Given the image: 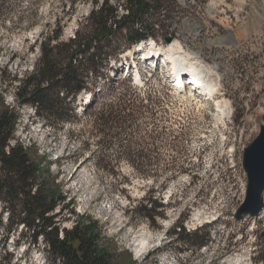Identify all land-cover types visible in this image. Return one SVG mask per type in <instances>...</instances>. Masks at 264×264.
Instances as JSON below:
<instances>
[{
	"label": "rangeland",
	"instance_id": "rangeland-1",
	"mask_svg": "<svg viewBox=\"0 0 264 264\" xmlns=\"http://www.w3.org/2000/svg\"><path fill=\"white\" fill-rule=\"evenodd\" d=\"M172 3L169 22L158 31L157 40L148 39L141 51L133 46L115 67L126 72L136 64L148 77L144 71L152 70L155 61L144 58L151 55L149 52H157L153 56H162L156 61V76L151 80L162 79L171 86L173 66L188 67L187 61L174 65L164 57L178 55L170 48L176 42L183 58H194L203 67L198 68L202 79L210 80L216 91L209 95L185 87L162 94L167 109L166 138L168 143L178 141L177 148L172 150L161 143L157 154L144 158L159 164L173 159L188 164L190 171L173 180H167L169 174L165 173L158 178H142L128 165V160L137 158L121 154L123 150L115 146L109 160L125 175L112 178L95 173L90 162L84 163V156L75 154L78 144L75 138L69 140L68 127L56 133L34 115L30 106H17L13 78L22 79L32 72L39 57L38 44L57 22L63 40L73 36L92 10L89 0H7L14 10L0 19V71L6 73L4 83H11L4 94L5 102L20 115L14 140L37 148L43 159L40 169L43 171L50 162L49 174L57 176L61 195L74 203L75 212L99 221L104 235L127 251L135 264H254L264 257V236L260 237L264 234V207L257 217L241 221L234 219V213L244 200L247 185L243 150L257 137L264 115V0ZM165 38H171V43ZM137 75L132 80L141 84ZM82 98L80 95L74 104L77 113L82 110ZM73 129L77 131V125ZM137 137L134 135L133 142H138ZM145 153L148 155L146 149ZM142 198L148 207L155 199L164 205L158 210L163 211V217L157 218L155 226L130 214ZM72 221L60 222L61 228H69ZM179 222L186 232L215 223L210 243L199 251L186 250L174 234ZM119 261L128 264L124 255ZM0 264L48 263L42 246H29L18 233L3 236L0 229Z\"/></svg>",
	"mask_w": 264,
	"mask_h": 264
},
{
	"label": "trees",
	"instance_id": "trees-1",
	"mask_svg": "<svg viewBox=\"0 0 264 264\" xmlns=\"http://www.w3.org/2000/svg\"><path fill=\"white\" fill-rule=\"evenodd\" d=\"M89 1L92 10L71 38L62 39L59 22L56 28L45 33L38 44L39 57L32 72L22 79L13 78L17 83L13 98L18 107L30 106L34 115L56 133L64 127L72 130H68L69 140L75 138L78 144L75 154L79 153L78 158L84 156V163L90 162L95 173L112 178L122 175L119 165L109 160L116 146L123 150L121 154L137 158L128 160V165L140 177L158 178L165 173L169 174L167 180L176 179L179 174L190 171L188 164L176 163L173 159L163 164L144 161L146 156L157 154L161 143L172 150L177 148L178 141L168 143L165 133L167 109L162 94H167L171 86L162 79L152 82L157 67L144 71L148 77L138 70L141 84L134 83L129 73L115 67L134 45L145 44L148 39L157 40L158 31L169 22L172 0H121L122 3L116 4L109 0ZM13 10L7 0H0V19L7 18ZM5 75L0 71V229L3 236L18 233L29 246H42L48 264H123L119 261L123 255L128 264H135L127 251L120 250L104 235L99 221L75 212L74 203L61 195L57 176L49 174L50 162L43 171L40 169L43 159L37 154V148L14 140L20 115L5 102L4 94L11 88V83H4ZM80 95H90V99L77 113L74 104ZM76 125L77 131L73 129ZM134 135L138 136V142H133ZM91 145L95 146L94 150L90 149ZM150 202L148 207L142 198L129 211L137 220L144 219L155 226L157 218L163 217V211L158 210L164 205L159 199ZM71 218L70 227L61 228L60 222ZM181 224H176L174 234L186 250L199 251L210 243L215 223L188 232ZM254 264H264V257L254 260Z\"/></svg>",
	"mask_w": 264,
	"mask_h": 264
},
{
	"label": "water",
	"instance_id": "water-1",
	"mask_svg": "<svg viewBox=\"0 0 264 264\" xmlns=\"http://www.w3.org/2000/svg\"><path fill=\"white\" fill-rule=\"evenodd\" d=\"M164 41L169 44L171 38H165ZM242 167L247 185L244 200L234 213L236 221L244 217H257L264 207V115L257 137L243 150Z\"/></svg>",
	"mask_w": 264,
	"mask_h": 264
},
{
	"label": "bare ground",
	"instance_id": "bare-ground-1",
	"mask_svg": "<svg viewBox=\"0 0 264 264\" xmlns=\"http://www.w3.org/2000/svg\"><path fill=\"white\" fill-rule=\"evenodd\" d=\"M142 45L144 46L145 44H143L142 43ZM139 45H137L136 47H135V49L138 47ZM171 50L173 51V52H175L176 53V57H174V56H170L169 54H164L165 55V58H168L171 62H172V64H174V65H177L178 64V61H180V60H183V61H187L188 63V67L186 68L185 66V68L184 69H182V68H180V69H178V68H176V66H173V68L174 69H172V70H174V72H172V76H173V79H174V82L176 83V84H174L175 86H177L178 87V89L179 88H182V85L184 86V88L186 87V83H187V81H188V84H190V83H192V90H200V91H202V92H205L206 94H209V95H211V94H213L215 91H216V88H215V86H214V84H212V82L210 81V80H205L204 78L202 79V77H201V72H199L198 71V68L200 69H202L203 70V67H201L200 66V63H198V62H196V61H194V58H192L191 60L190 59H187L186 60V58H183V55L181 56V48H180V46H179V44H177V42L176 43H174V44H171ZM148 54H151V56L153 55V54H157V52H154V53H152V52H149ZM182 61V62H183ZM193 61V62H192ZM202 64V63H201ZM153 65V64H152ZM135 70H136V72L134 73L136 76L135 77H138V72H137V69H136V66H135ZM206 70H208V69H206ZM181 72H184L183 74V76L181 75ZM185 72H186V74H185ZM202 73H205L204 71H202ZM209 75V72L208 71H206V75ZM190 78L189 80H185V79H187V78ZM203 77H204V75H203ZM206 78V77H205ZM182 84V85H181ZM194 84V85H193ZM195 86V87H194ZM174 88V87H173ZM194 88V89H193ZM175 89V88H174ZM84 97V101H85V103L87 102V99L89 98V96H87V95H85V96H83ZM225 102V101H224ZM222 104H221V102L219 103V108H220V110H222L221 109V106ZM224 106H227L225 103H224ZM225 108V107H224ZM223 112V111H222ZM226 112V111H225ZM222 116V115H221ZM220 116V117H221ZM227 117V116H226ZM146 248V247H145ZM230 264H234V262H231ZM237 264V263H236Z\"/></svg>",
	"mask_w": 264,
	"mask_h": 264
}]
</instances>
